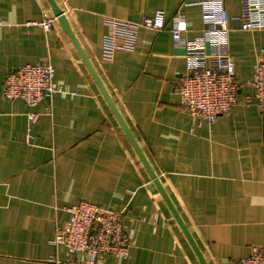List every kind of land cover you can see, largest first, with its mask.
Instances as JSON below:
<instances>
[{"label": "crops", "instance_id": "crops-1", "mask_svg": "<svg viewBox=\"0 0 264 264\" xmlns=\"http://www.w3.org/2000/svg\"><path fill=\"white\" fill-rule=\"evenodd\" d=\"M53 1L72 37L57 20L41 26L53 16L48 0H0V264H62L66 249L51 241L78 201L122 210L135 239L127 259L98 264H202L157 186L205 264H237L264 247V110L243 103L264 29H239L241 0H224L239 102L213 123L190 117L178 94L185 42L203 27L197 0ZM183 1L181 40L140 27L132 51L101 59L105 18L161 9L169 20ZM43 60L63 92L34 106L3 98L8 73Z\"/></svg>", "mask_w": 264, "mask_h": 264}, {"label": "built area", "instance_id": "built-area-1", "mask_svg": "<svg viewBox=\"0 0 264 264\" xmlns=\"http://www.w3.org/2000/svg\"><path fill=\"white\" fill-rule=\"evenodd\" d=\"M195 2L202 9L203 27L199 37L185 42L187 71L179 78L178 94L180 105L190 117L213 123L238 104L240 86L228 51L229 15L224 0ZM189 3L183 1L169 20L161 9L143 15L138 21L105 18L109 29L102 39L101 59L110 60L117 50L132 51L140 27L155 32L168 30L175 41L181 40L187 31L182 9ZM238 18L240 30L264 29V0H241ZM55 21L53 15L40 24L48 30ZM54 75L55 67L50 60L22 65L5 77L2 96L8 101L20 99L34 106L64 91ZM250 85L252 92L244 97V105L264 110V47L254 65ZM35 116L32 114L30 118ZM67 211L69 218L56 226L51 241L54 246L66 249L67 257L62 264H98L109 255L122 260L128 258L135 239L132 231L123 226L122 210L78 201ZM237 264H264V247L253 246Z\"/></svg>", "mask_w": 264, "mask_h": 264}, {"label": "water", "instance_id": "water-1", "mask_svg": "<svg viewBox=\"0 0 264 264\" xmlns=\"http://www.w3.org/2000/svg\"><path fill=\"white\" fill-rule=\"evenodd\" d=\"M48 1H49V3H50L51 8H52L53 15L56 17V20L58 21V23H59V24L61 25V27H62L63 29H65V31H66V32L72 37L71 32H70V30H69V25H68V22H67L66 16H65V14H64V12H63V10H62V8L58 7V6L55 4V2H54L53 0H48ZM95 78H96V77H95ZM96 80H97V82H98V84H99V86H100V89H101L103 95L106 97V99H107L109 105L111 106V108H112V110L114 111L115 115L118 117V119H119V121H120V124H121V126H122L124 132L126 133V135L128 136V138H129L130 141L132 142V144H133L135 150H137V152H138V154H139L141 160L143 161L144 165H145L146 168L149 170L148 165H147V163H146V161H145V159H144V156L142 155L141 151L139 150V148H138V146H137L135 140H134L133 137L131 136L129 130L126 128L125 124H124V123L122 122V120L120 119V117H119V115H118V112H117V110H116L114 104L112 103L111 99L108 97V95H107L105 89H104L103 86L100 84V82L98 81L97 78H96ZM149 172H150V170H149ZM151 176H152L153 179H154V176H153L152 174H151ZM154 182H155V181H154ZM155 183H156V182H155ZM157 187H158V189H159V191H160L162 197L164 198L165 202L167 203L169 209L171 210V213L173 214V216L175 217V219H176L177 222L179 223L180 227L183 229L184 233L186 234V236H187L188 239L190 240L191 245H192L193 248L195 249V251H196V253H197V255H198L199 259H200V262H201L202 264H205V262H204V260H203V258H202V256H201V254H200V253L198 252V250L195 248V246H194V244H193V242H192V240H191V238H190V236H189V234H188V232H187L185 226L183 225V223H182V221H181L179 215L177 214L176 210L174 209V207L172 206V204L170 203V201H169L168 198L166 197V195H165L163 189H162L160 186H157Z\"/></svg>", "mask_w": 264, "mask_h": 264}]
</instances>
